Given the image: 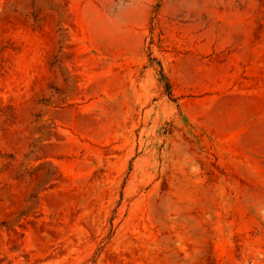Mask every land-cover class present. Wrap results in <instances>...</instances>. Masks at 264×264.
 Here are the masks:
<instances>
[{"label": "rangeland", "instance_id": "obj_1", "mask_svg": "<svg viewBox=\"0 0 264 264\" xmlns=\"http://www.w3.org/2000/svg\"><path fill=\"white\" fill-rule=\"evenodd\" d=\"M0 264H264V0H0Z\"/></svg>", "mask_w": 264, "mask_h": 264}]
</instances>
